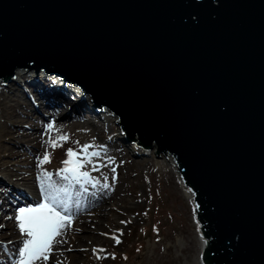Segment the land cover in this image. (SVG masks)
Instances as JSON below:
<instances>
[{"label":"water","instance_id":"water-1","mask_svg":"<svg viewBox=\"0 0 264 264\" xmlns=\"http://www.w3.org/2000/svg\"><path fill=\"white\" fill-rule=\"evenodd\" d=\"M48 73L168 149L207 264H264V0H0V77Z\"/></svg>","mask_w":264,"mask_h":264},{"label":"bare ground","instance_id":"bare-ground-1","mask_svg":"<svg viewBox=\"0 0 264 264\" xmlns=\"http://www.w3.org/2000/svg\"><path fill=\"white\" fill-rule=\"evenodd\" d=\"M9 105L17 112L18 120L15 122L6 120L8 113L5 111ZM45 111L47 116L41 122L37 113L41 114ZM20 118L26 121L24 123L28 121L30 126L26 125L24 127V123ZM0 119H2L0 120V183H2V186H0V226H2L0 229V264H16L18 254L16 253V256H14L13 249L17 248L22 239L18 222L13 219L17 212L15 210L8 214L5 210V204L10 202L12 207L15 206L19 209L25 204H35L42 201L43 193L39 187L38 177L44 171L52 173L54 181L60 184L67 183L61 179L59 171L46 170L41 164L37 163V161L41 162L43 160L45 153L49 154L51 158L61 161L67 159L65 148L59 147V153L51 154L47 152L48 150L43 144L35 143L39 138L42 142L44 135L49 134V131L45 130V126L52 122H54V127L57 128V131L51 136L52 140L57 138L58 132L62 136L68 131L66 135L68 136L69 145L74 150L80 151L82 146H79L77 142L80 141L76 137L78 133L81 135L87 131L88 142L86 144H94L96 147L91 148L90 151L99 152L100 155L93 157L92 164L87 165L91 170L90 175L97 174L93 182L73 186L70 203L73 216L72 223L67 225L63 230V234L56 238L60 242L54 243L49 258L47 260L41 259L36 264H85L86 260L83 257L90 250L93 251L91 247L97 249V251H93L96 260L100 259L97 258L99 254L105 255L108 253V251H105L108 246L106 240H104L105 238L102 239L106 224L108 220H113L116 213L121 212L120 209L121 206L124 207L123 204L130 202L127 195L121 193L126 190L121 183L129 181L127 175H120L119 169H122L123 172V168L126 167L122 164V161L127 162V158L131 155L135 158L133 160L134 164H142L141 155H138L139 152L128 150L123 146L126 144L127 137L129 141L137 143L142 151L149 150L151 156L154 155V152H157L159 154L157 158L177 173L179 183L184 188L187 198L193 199L195 208H199L196 197L186 188L189 184L184 180L179 165L177 166L175 157L170 150L157 151L158 144L154 140L147 147H144L137 142L139 140L138 134L134 135L137 141L133 137L123 134L118 115L110 107L95 105L89 92L82 90L76 83L63 82L61 77L48 73L43 68L37 71L16 68L12 77L6 80H4V77H0ZM61 129L64 130V133H61ZM92 139L94 141H91ZM43 140L46 142L47 137ZM30 143L36 145L29 147L28 144ZM148 154V151L144 152V155ZM81 158H83V153H81ZM160 164L162 165V163ZM134 167H131L130 170L132 171ZM113 169H115V172H113ZM84 170L87 171L86 168ZM100 173H111L115 175L117 180L109 184L110 187L105 188L103 185L106 183L100 178ZM188 188L192 187L189 185ZM148 198V202L154 199L149 203V209L151 207L157 209L164 205L161 200L157 202L154 194H150ZM138 199L141 201L140 198ZM134 204L132 203L131 207H134ZM192 210L195 216H198V223L204 233L198 211ZM117 224V220L112 221V225ZM148 224L149 220L145 230L149 229ZM138 229L140 230V227L134 226L129 236L131 239L137 237L133 240L135 244L148 238L138 236ZM196 231L198 241L201 243V252L210 238L205 233V237H203L199 228ZM118 235L119 232L116 230L112 238L115 239ZM135 240L136 242H134ZM127 244H129L128 241ZM3 248L6 251L10 250L9 253H5ZM101 249L102 252L99 251ZM68 250H74L73 254L69 255ZM130 251L129 256L131 257L134 255V251L131 249ZM122 256L128 258V255L122 254ZM122 256L116 253V257H119L120 260ZM201 261L199 259V264H203Z\"/></svg>","mask_w":264,"mask_h":264},{"label":"rangeland","instance_id":"rangeland-1","mask_svg":"<svg viewBox=\"0 0 264 264\" xmlns=\"http://www.w3.org/2000/svg\"><path fill=\"white\" fill-rule=\"evenodd\" d=\"M11 107L10 105L6 107L5 112L8 113L6 120L15 122L18 120L17 112ZM37 115L38 117L40 116V114ZM20 120L23 121V123L26 122L22 118H20ZM23 125L24 127L26 125L30 126L28 121ZM48 131L49 134L46 142H44V138L41 142L40 138L35 143L43 144L48 150L47 152L53 154L56 147H53L48 141L52 140L50 135L51 132L54 134V131ZM77 131L76 133H78ZM62 132L64 133V131ZM86 132L81 135L78 133L76 137V139L80 141V147L88 142ZM67 133L68 131L64 134L66 135ZM58 136H60V132ZM55 140H57V138L53 139V141ZM91 141H94V139ZM35 143H30L28 145L31 147L32 145H36ZM140 158H142V164H134L133 161H127L124 164L126 167L123 168V172L121 171L122 169H119L120 175L123 176L124 174L129 177V181H123V183H121L126 189L125 192L121 193H125L130 202L125 203L127 205L123 204L124 207L121 206V212L116 213L113 220H108L106 224V229H104L103 233L106 232L109 235H104L102 239L105 238L104 240H106V245H108V250H106V252L108 251V253L105 255L99 254L100 259L96 260L95 253L90 250V252L83 257L84 260H86L85 264H199L201 243H199L197 238L190 199L187 198L184 188H182L179 183L177 173L172 170L169 165L160 162L161 160H159L157 156H145ZM123 162L124 160L122 164ZM160 163H162V165ZM58 164L59 162L57 165ZM131 167H134L135 170L132 169L131 171ZM125 171L126 173H124ZM102 179L106 183L117 180L112 177L111 173L102 174ZM150 194H158L159 198L157 202L160 200L164 202L162 208H159L160 212L158 214H156V209L152 207L149 209V203L154 200L148 202V196H150ZM138 198H140L141 201ZM132 203H135L134 207H131ZM150 214L152 215L149 216ZM155 217L163 219V232L158 233V231H155L154 233V230L151 229L150 238H145L143 241L141 240V243L135 240L134 242H136V244L133 243V240L137 239V237L134 239L129 237L133 227H140V230L138 229V236L140 235L144 238L147 221L149 220L150 222V220H153L154 222ZM115 220L118 221V224L112 225V221L114 222ZM122 221L124 223H121ZM116 230L119 232L116 238L121 241L119 244L116 243V238H112ZM122 231L123 233H121ZM127 241L129 244H127ZM91 249L93 248L91 247ZM130 249L134 251V255L124 258L122 254L127 252L128 255H130ZM67 252L71 255L74 250H68ZM116 253L122 256L121 260L119 257H116Z\"/></svg>","mask_w":264,"mask_h":264},{"label":"snow or ice","instance_id":"snow-or-ice-1","mask_svg":"<svg viewBox=\"0 0 264 264\" xmlns=\"http://www.w3.org/2000/svg\"><path fill=\"white\" fill-rule=\"evenodd\" d=\"M53 127L54 122L49 123L46 129L51 130ZM67 140L68 136L62 135L58 136L55 141L49 140L48 143L53 147H62L63 142ZM93 147L96 146L84 144L80 151L73 148L67 149V159L62 161L64 167L59 170L61 179L67 183L60 184L54 181L52 179L53 174L47 171L38 177L43 200L20 207L13 217L18 222L19 232L23 236L22 246L18 249L16 264H36L41 259L47 260L54 243L60 242L56 238L63 234L65 227L71 224L73 220L70 207L73 186L91 183L94 180L90 173L84 170L85 165L92 164L93 157L100 155L99 152L90 151ZM81 153H83V158H81ZM50 159V155L45 153L41 163L50 162ZM103 186L105 188L110 187L109 184ZM120 242L116 238V243L119 244ZM93 251L95 252L97 249H93Z\"/></svg>","mask_w":264,"mask_h":264}]
</instances>
